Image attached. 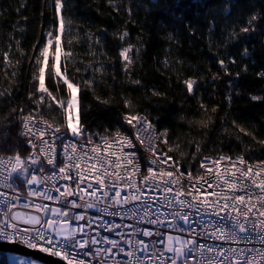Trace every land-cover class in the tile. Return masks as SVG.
Here are the masks:
<instances>
[{
	"label": "snow or ice",
	"instance_id": "obj_1",
	"mask_svg": "<svg viewBox=\"0 0 264 264\" xmlns=\"http://www.w3.org/2000/svg\"><path fill=\"white\" fill-rule=\"evenodd\" d=\"M106 3L114 14L123 12L129 18L134 7H142L133 0ZM211 3L201 0L200 7ZM148 4L164 20L185 26L187 14L176 15L184 0H148ZM71 6L70 0H44L43 7L51 10V27L42 30L30 50L10 34L8 50L0 55L7 84L0 88V264H44L22 252V247L59 258L63 264H264V159H254V149L232 156L196 141L190 142L188 153L173 156L174 147L167 151L160 147L169 145L170 135L167 127H158L161 118L133 106L130 99L122 98L124 111L117 114L115 125H97L93 130L92 123L85 122L90 107L84 108V95L104 78L108 67L113 68L115 79L117 62L130 75L133 55L139 57L142 49L128 43L126 25L115 38L127 46H117V59L110 60L104 51L107 29L85 31L72 20ZM235 6L236 0H231L222 11L230 15ZM259 19H264V11L248 17L239 32H255ZM206 23L209 31L217 26L214 20ZM187 30L195 31L190 24ZM236 31L233 27L229 38L238 41ZM166 38L176 42L172 33ZM137 40L142 43L141 37ZM84 45L103 62L84 66L81 61L70 70L76 47ZM14 56L20 58L13 61ZM245 57L251 61L247 46L239 62L232 56L211 58L228 77V104L241 72L251 67L243 64L241 72L233 73L229 65L240 66ZM162 63L167 67V59ZM24 64L28 66L25 95L17 101L21 83L13 69ZM218 75L205 82L215 84ZM254 75L264 79V69ZM132 83L139 86L141 81ZM181 84L193 97L200 88L192 77ZM152 95L166 99L168 93L152 89ZM249 98L264 102V96L249 94ZM93 99L109 103L99 96ZM219 108L214 105L211 111ZM198 111H208L202 100ZM200 123L208 127L207 122ZM232 124L243 136L264 145L235 120ZM237 142L243 143L240 136ZM81 209L135 223L104 221L100 226L119 239H100L93 225L103 215L93 218Z\"/></svg>",
	"mask_w": 264,
	"mask_h": 264
},
{
	"label": "trees",
	"instance_id": "obj_2",
	"mask_svg": "<svg viewBox=\"0 0 264 264\" xmlns=\"http://www.w3.org/2000/svg\"><path fill=\"white\" fill-rule=\"evenodd\" d=\"M43 2L44 0H0V11L3 12L0 14V55L2 51L8 50L10 34L21 41L24 49L30 50L40 38L42 30L46 31L51 27V10L45 9ZM151 2L155 3L156 0ZM230 2L231 0H212L208 8H202L201 0H184L182 11L176 13L177 16L187 14L185 26L182 28L157 15L154 9H150L148 0H133V4H140L142 7H134L131 18L123 12L114 14L106 0H70L72 6L69 12L72 20L80 23L85 31L94 33L99 29H107L104 51L110 60L117 59V46H127L115 38V33L123 31L126 25L130 33L128 43L142 49L139 57L133 55L135 63L129 68L130 75L122 71L121 63L117 62L115 79H112L113 68L108 67L103 74L104 78L84 95L83 106L85 109L90 107V114L85 122H91L93 130L97 125H115L117 114L124 111L122 98L130 99L133 106L150 112L153 118H161L162 122L158 127H167L170 135L169 145L160 147L165 151L169 146L174 147L175 150L171 153L173 156L188 153L190 142L196 141L207 143L208 148L222 149L228 155L238 156L242 154V149H254L256 155L253 158L264 159V145L251 137L243 136L232 124L235 120L238 126L254 133L257 140H264V102H254L249 98V94L264 96V79L254 75L264 69V19L255 22V32H239L248 17L264 11V0H236V6L229 15L222 8L225 3ZM123 3L128 4L129 0H123ZM22 4L24 7H21ZM17 9L20 11L17 12ZM42 12L46 14L43 17ZM209 20H214L217 25L211 31L206 23ZM189 24L195 29L194 32L187 30ZM42 25L46 27L42 29ZM233 27L237 29L236 35L240 37L238 41L229 38ZM169 33L174 35L176 42L166 38ZM138 36L142 43L137 40ZM245 46L252 53L251 61L245 57L240 66L229 65V70L233 73L241 72L243 64H250L251 67L247 73L241 72L232 89V102L228 104L225 102V95L229 91L228 77L211 58L215 55L224 59L232 56L239 62L240 53ZM75 52L76 55L69 64L70 70L74 71L76 66L81 65V61L84 66L103 62V57L94 59L88 45L76 47ZM96 56H100V53L97 52ZM19 58L12 57L13 61ZM165 59L167 67L162 63ZM27 67L24 64L13 69L20 75L21 90L17 101L25 95L23 85L27 81ZM215 73L219 74L215 84L205 82ZM84 75L87 78V73ZM97 76L100 74L97 73ZM189 77L200 82V88L194 97L181 84ZM134 80H140L141 84H133ZM3 81L4 73L0 70V88L7 87ZM152 89L168 93L166 99L153 96ZM93 95L108 100V105L100 104L93 99ZM201 100L208 105L206 113L198 111ZM3 103L7 104V101ZM214 105H220L215 113L211 111ZM202 121L207 122V128L201 127ZM237 136H240L242 144L237 142ZM243 154L248 158L247 151Z\"/></svg>",
	"mask_w": 264,
	"mask_h": 264
},
{
	"label": "built area",
	"instance_id": "obj_3",
	"mask_svg": "<svg viewBox=\"0 0 264 264\" xmlns=\"http://www.w3.org/2000/svg\"><path fill=\"white\" fill-rule=\"evenodd\" d=\"M141 152H143V149H141ZM232 156H237V155H232ZM55 195V193H53ZM48 203H53V202H48ZM81 211H86L88 213L89 216L95 218L98 215H103L101 213H98L96 209H81ZM107 221L109 223H116V224H133L135 223V221L133 220H129V219H124L122 220L120 216H109V215H103V220L102 221H97L93 227L97 229V231L99 232V237L100 239H102L104 236H108L110 239H119L118 236H116L115 233H110L108 231H106L103 227H101L100 225L104 222ZM146 225L141 224L140 227H144ZM126 229H118V231H125ZM96 234V233H93ZM147 239V238H144ZM102 247H108V245L104 244L101 245ZM95 264V262H94ZM109 264H111V261H109Z\"/></svg>",
	"mask_w": 264,
	"mask_h": 264
},
{
	"label": "water",
	"instance_id": "obj_4",
	"mask_svg": "<svg viewBox=\"0 0 264 264\" xmlns=\"http://www.w3.org/2000/svg\"><path fill=\"white\" fill-rule=\"evenodd\" d=\"M9 247H11V246H9ZM21 251L24 252V253H27L28 255L33 256V258L42 259L44 264H63V262H61L59 260V258L51 257V256H49L47 254H43V253H40L38 251L33 252L32 250H29L26 247H22Z\"/></svg>",
	"mask_w": 264,
	"mask_h": 264
}]
</instances>
